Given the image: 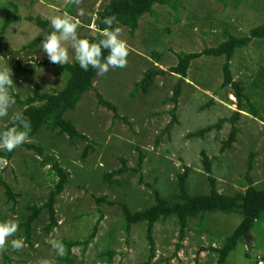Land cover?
<instances>
[{"label": "rangeland", "instance_id": "374dc122", "mask_svg": "<svg viewBox=\"0 0 264 264\" xmlns=\"http://www.w3.org/2000/svg\"><path fill=\"white\" fill-rule=\"evenodd\" d=\"M69 1L0 0V26L2 19L13 13L10 3L15 4L22 17L20 21L10 23L0 43V56L6 58L12 70L14 86L10 92L13 97L17 95L22 100L34 88L53 91L65 83V73L56 66L39 65L47 59L38 48L39 44L29 54L21 47L39 36L38 33L51 31L50 26L41 28L23 18L38 16L47 19L50 15L70 14ZM108 2L79 0L75 4L70 15L80 22L81 38L90 30H96L97 12ZM153 8L152 14L139 20L133 36L121 27V36L129 47L126 66L110 69L94 83L97 93L116 107L118 117L98 102L93 90L87 92L76 109L67 115L76 123V129L91 139V149L85 160L80 159L85 141L78 139L70 145L66 137L55 135L48 148L45 141L50 135L41 128L40 132L45 136L41 143L45 145L44 152L61 161L71 180L54 204L56 226L45 232L43 227L48 223V215L41 212L32 225L30 242L25 241L23 229L19 227L14 237L8 239L23 237L25 246L13 250L6 242L4 250L0 251V264H38L42 258L49 259L51 264L63 263L58 262L60 257L47 243L49 238L60 239L63 243L90 239L85 246L71 247L69 256L74 258V264H144L149 254L146 223L133 225L126 236L118 203L124 201L132 210L143 209L153 203L151 188L160 184L161 195L166 196L172 190L177 174L185 168L190 169V193H207L209 186L202 152L210 162L209 175L214 179L217 191L232 194L243 192L251 184L264 187V123L245 113L238 114L230 89L220 87L223 59L201 57L192 62L185 82L193 87L183 86L175 108L170 98L177 77L167 73V68L175 62V53L198 51L222 40L223 20L228 21L230 13V23L242 28L239 33L263 24L264 0H227L225 5L216 0H168V3ZM81 9L84 15H79ZM257 41L260 40L252 39L251 45L238 49L231 62L235 78L250 82L258 68L264 67V44H253ZM151 52H163L157 64L148 54ZM17 61L35 70L30 78L14 72ZM153 66L164 70L155 77V87L134 88L147 69ZM226 95L228 99H225ZM20 109L16 102L13 111ZM172 110L176 118L173 121ZM9 119H0V127ZM218 120L222 121L219 128L201 137H187V134ZM232 125L237 132L234 141L226 147ZM136 146L144 153H150L146 154L140 169L141 181L138 175L133 176L127 170L115 176L122 182L121 186L104 182L102 174L121 167V158L129 169L136 167ZM36 157L34 150L20 146L12 159L0 163V180L5 181L16 195L14 210H11V202L7 201L0 186V219L19 218L26 204L41 205L45 201L56 179L48 165L35 167ZM248 158H251L252 165L249 173ZM101 196L115 204L98 203L96 198ZM21 222L19 219V224ZM238 222V215L222 212L190 221L177 250L176 220L158 222L153 229L155 256L149 264H215L216 255L208 248L221 246ZM92 233L94 235L90 238ZM108 250L114 252L111 262H107V256L102 254ZM259 262L264 264V222L256 223L250 247L240 243L226 259L227 264Z\"/></svg>", "mask_w": 264, "mask_h": 264}, {"label": "trees", "instance_id": "16d2710c", "mask_svg": "<svg viewBox=\"0 0 264 264\" xmlns=\"http://www.w3.org/2000/svg\"><path fill=\"white\" fill-rule=\"evenodd\" d=\"M221 2L223 5L227 3V0H216ZM168 3V0H109L104 7L97 12V24L96 30H90L84 38L95 39L98 35V31L104 27L100 23V20L109 15H114L119 21V27L126 28L129 35L133 36L134 32L139 27V20L144 15H150L153 13V7L157 4ZM76 2L74 0L69 1L68 12L72 14ZM231 4V3H230ZM13 7V13L11 16H6L2 19V25L0 26V43L2 41V35L6 32L12 21H20L22 17L18 14L17 8L14 3H10ZM232 6V4H231ZM232 13L229 14L228 21L223 20L222 25V40L218 41L216 45L205 46L198 51L179 52L175 53V62L167 68V73L177 77V82L173 87V93L171 101L176 107L178 99L183 91V86L189 87L191 84H187L185 79L188 78L189 69L192 62L198 60L201 57H217L222 58L223 63L221 65L222 82L221 88L230 89L231 94L236 100V111L238 114L245 113L252 116L254 119L260 120L264 123V67H259L250 82L244 81L241 78H235L231 62L235 57L239 48H246L252 44V39H259L253 44H264V23L250 28L245 33H239L242 28L233 26L230 21ZM27 22L34 23L38 27L45 28L49 26L48 20L41 17L27 16L23 18ZM232 27V31L230 30ZM41 40L40 35L31 39L27 44L21 48L26 53H30L31 50L39 44ZM168 49V48H167ZM240 50V49H239ZM167 52V50L165 51ZM26 53V54H27ZM24 54L25 56H27ZM134 54V53H133ZM150 56L159 62L163 56V52H151L148 53ZM137 55V54H136ZM134 54V56H136ZM161 64V63H160ZM164 63H162L163 65ZM39 65L43 66H56L61 73H65L66 81L62 87L58 90H38L33 89L32 92L20 100L17 95H14L15 101L20 105L24 115H26L32 125L31 137L32 142L25 143L21 146L28 150H34L38 160H34L37 166H49L50 171L53 172L55 182L50 188L46 195L45 201L41 205H35L28 203L23 206V210L19 215V219L22 222L19 227H22L23 235L26 242H30L32 225L39 219L41 212H46L48 215V223L43 227L45 232H50L51 229L56 226V212L54 204L57 196H59L69 183L70 175L65 169L61 161L55 158L49 153H45V145H42V140L45 138L44 134L40 132L41 128L45 132L49 133L45 143L48 144V148L51 144V140L55 138V135L66 137L70 145H73L78 139L86 142L80 159L82 161L87 157V153L91 149V139L89 140L86 135L82 134L76 129L75 122L68 119L67 115L73 112L79 101L90 90L96 91L94 83L97 79L95 71L91 68L85 72L79 68V66L71 61L64 66L52 64L47 59L43 60ZM16 74H26V78H30L35 72L34 69H28L22 65L21 62L17 61L16 66L13 67ZM164 70L161 68L149 67L142 79L134 85V88L139 87H151L155 85L153 81L155 77ZM206 90V88H204ZM208 90V89H207ZM98 102L105 106L107 109L114 112V117H118L116 114V107L108 100L103 99L102 96L95 92ZM227 98V95L225 96ZM173 120H176L174 111H171ZM222 121L218 120L215 124L200 128L194 132L187 134L188 138L201 137L212 129L219 128ZM10 124V119L5 121L0 127L3 130ZM237 129L234 125L231 126L229 136L225 142V146L229 147L235 139ZM54 135V136H53ZM41 136V137H40ZM44 146V147H43ZM17 149L12 152L0 151V161L10 160L15 155ZM49 152H52V150ZM138 152V159L136 167L129 169L126 166V162L121 158V167L110 172L102 174V179L109 185L121 186L122 182L115 178L120 176L123 172L129 170V174L138 175L139 181H141L140 169L143 165L146 154L140 147L136 146ZM202 164L207 173L206 179L209 186L207 193L192 194L188 189V175L190 172L189 168H185L182 173L177 174L176 180L173 183L172 190L168 192L166 196L161 195L160 184L156 187L151 188V194L153 203L144 207L140 210H132L124 201H120L118 205L121 209L122 214V226L126 236L129 234L130 229L133 225L139 223H146L145 237L148 244V257L144 264H149L155 256L154 250V237L153 229L154 225L158 222H165L168 219L174 218L178 226V242L176 243V250L181 247V242L185 236L186 229L188 228L189 222L193 220H201L203 216H206L215 212H222L224 214H236L239 216V222L231 230V232L225 237L224 242L221 246L209 247L208 250L216 255L215 264H227L226 259L231 251L234 250L236 245L243 244L250 247L253 242V235L256 230V223L264 222V187H258L257 185H248L243 192H235L232 194L221 193L217 191L215 182L212 176L209 175L210 162L202 152ZM252 169L251 158L247 160V172L249 173ZM0 186L3 187L7 201L11 202V210H14V204L16 203V195L12 191V188L3 180H0ZM98 203L106 201L105 197L101 196L96 198ZM107 204H115L113 201H106ZM102 215H99V219ZM93 233L90 235L92 238ZM90 239H86L82 242L69 241L65 242L66 253L58 259V264H74V258L70 255V249L72 246L77 244L87 245ZM176 253V252H175ZM107 256V262L112 261L114 252L108 250L102 253ZM102 254H99L101 257Z\"/></svg>", "mask_w": 264, "mask_h": 264}, {"label": "clouds", "instance_id": "9594fccd", "mask_svg": "<svg viewBox=\"0 0 264 264\" xmlns=\"http://www.w3.org/2000/svg\"><path fill=\"white\" fill-rule=\"evenodd\" d=\"M74 2L79 3V0ZM79 15H84L82 9ZM47 20L51 31L38 33L41 37L38 48L50 63L64 66L73 61L85 72L91 68L97 77L104 76L110 69H122L126 66L129 47L121 36L122 30L114 15L105 16L100 20L104 27L98 31L95 39L81 38L78 31L80 22L67 12L50 15ZM13 86L12 70L6 58L0 56V119L10 117L9 126L0 130L2 152H12L21 145L32 142L30 119L22 111H13V105L16 103L10 92ZM18 228V217L0 219V251L4 250L6 242L13 250H20L25 246L23 237L8 239L14 237ZM47 243L57 257L62 258L65 255L66 248L62 240L49 238ZM38 264L51 262L42 258Z\"/></svg>", "mask_w": 264, "mask_h": 264}, {"label": "built area", "instance_id": "2783aa9c", "mask_svg": "<svg viewBox=\"0 0 264 264\" xmlns=\"http://www.w3.org/2000/svg\"><path fill=\"white\" fill-rule=\"evenodd\" d=\"M261 264V262H259Z\"/></svg>", "mask_w": 264, "mask_h": 264}]
</instances>
